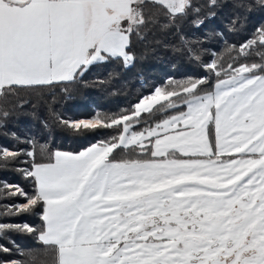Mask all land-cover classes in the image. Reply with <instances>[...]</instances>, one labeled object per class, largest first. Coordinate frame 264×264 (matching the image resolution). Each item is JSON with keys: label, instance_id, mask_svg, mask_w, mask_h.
I'll return each instance as SVG.
<instances>
[{"label": "snow or ice", "instance_id": "snow-or-ice-1", "mask_svg": "<svg viewBox=\"0 0 264 264\" xmlns=\"http://www.w3.org/2000/svg\"><path fill=\"white\" fill-rule=\"evenodd\" d=\"M199 11L193 0H0V100L75 81L91 66L134 60L133 38ZM202 23V21H200ZM264 28L206 76L157 88L130 112L64 121L112 129L77 154L56 151L5 195L43 207L36 232L53 264H264ZM255 54L259 62H248ZM155 109V111H154ZM142 114H148L147 116ZM19 152L0 148V159ZM32 155V153H29ZM12 225H0V231ZM0 251H9L0 247ZM0 264H27L16 260Z\"/></svg>", "mask_w": 264, "mask_h": 264}, {"label": "trees", "instance_id": "trees-1", "mask_svg": "<svg viewBox=\"0 0 264 264\" xmlns=\"http://www.w3.org/2000/svg\"><path fill=\"white\" fill-rule=\"evenodd\" d=\"M198 12L168 23L158 5L148 3L146 15L157 23L133 38L134 60H110L91 66L75 81L58 82L19 90L0 100V148L19 152L15 160L0 159V261L53 264L57 254L38 240L36 232L15 226L43 227V207L15 211L26 200L5 195V184L18 185L31 194L34 182L24 175L33 160L50 162L51 154H71L110 140L112 129L73 130L64 121H91L98 116H119L130 112L157 88L175 87L208 77L213 60L225 67L237 50L264 28V0H193ZM202 21V23H200ZM264 53V49H257ZM253 54L248 62H259ZM155 111V109H154ZM147 116L148 114H142ZM32 153V155H29Z\"/></svg>", "mask_w": 264, "mask_h": 264}, {"label": "crops", "instance_id": "crops-1", "mask_svg": "<svg viewBox=\"0 0 264 264\" xmlns=\"http://www.w3.org/2000/svg\"><path fill=\"white\" fill-rule=\"evenodd\" d=\"M53 83H58V82H53Z\"/></svg>", "mask_w": 264, "mask_h": 264}, {"label": "rangeland", "instance_id": "rangeland-1", "mask_svg": "<svg viewBox=\"0 0 264 264\" xmlns=\"http://www.w3.org/2000/svg\"><path fill=\"white\" fill-rule=\"evenodd\" d=\"M64 153H66V152H64Z\"/></svg>", "mask_w": 264, "mask_h": 264}]
</instances>
